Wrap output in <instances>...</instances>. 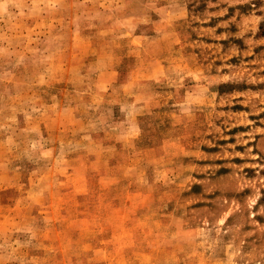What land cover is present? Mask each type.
Returning <instances> with one entry per match:
<instances>
[{
  "label": "rangeland",
  "instance_id": "374dc122",
  "mask_svg": "<svg viewBox=\"0 0 264 264\" xmlns=\"http://www.w3.org/2000/svg\"><path fill=\"white\" fill-rule=\"evenodd\" d=\"M0 264H264V0H0Z\"/></svg>",
  "mask_w": 264,
  "mask_h": 264
}]
</instances>
